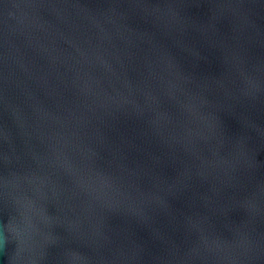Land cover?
<instances>
[{
	"label": "water",
	"instance_id": "1",
	"mask_svg": "<svg viewBox=\"0 0 264 264\" xmlns=\"http://www.w3.org/2000/svg\"><path fill=\"white\" fill-rule=\"evenodd\" d=\"M0 264H264V0H0Z\"/></svg>",
	"mask_w": 264,
	"mask_h": 264
}]
</instances>
